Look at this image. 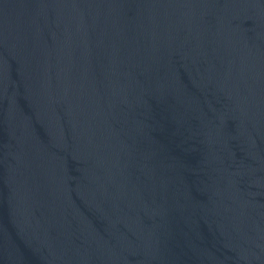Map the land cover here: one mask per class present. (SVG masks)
I'll use <instances>...</instances> for the list:
<instances>
[{"label": "water", "instance_id": "obj_1", "mask_svg": "<svg viewBox=\"0 0 264 264\" xmlns=\"http://www.w3.org/2000/svg\"><path fill=\"white\" fill-rule=\"evenodd\" d=\"M0 264H264V0H0Z\"/></svg>", "mask_w": 264, "mask_h": 264}]
</instances>
